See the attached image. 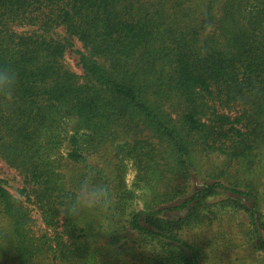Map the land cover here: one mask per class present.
Wrapping results in <instances>:
<instances>
[{
	"label": "trees",
	"instance_id": "trees-1",
	"mask_svg": "<svg viewBox=\"0 0 264 264\" xmlns=\"http://www.w3.org/2000/svg\"><path fill=\"white\" fill-rule=\"evenodd\" d=\"M0 67L15 77L0 90V158L23 179L19 197L0 179L17 236L0 264L93 252L91 225L62 215L57 195L90 157L117 185L133 162L148 201L127 210L136 195L118 185L129 224L113 234L149 264H203L178 228L233 211L249 213L264 248L256 191L214 176L219 160L253 171L264 160V0H0Z\"/></svg>",
	"mask_w": 264,
	"mask_h": 264
},
{
	"label": "clouds",
	"instance_id": "clouds-1",
	"mask_svg": "<svg viewBox=\"0 0 264 264\" xmlns=\"http://www.w3.org/2000/svg\"><path fill=\"white\" fill-rule=\"evenodd\" d=\"M14 81V73L8 68L0 67V90L10 92ZM100 167L97 160L90 157L78 165L69 177L58 181L60 187L57 195L61 214L67 213L82 227L91 225L93 240L115 231L124 232L129 224L123 190L114 180L102 175ZM256 193L264 204V182L257 184ZM178 234L182 242L191 241L199 234H207L213 240L212 246L207 249L208 259H213L214 264H264V248L255 246L257 237H245L243 240L232 238L229 241L231 258L224 260L216 257L215 245L219 242L214 233L205 230L194 220L182 224L178 228ZM16 243L15 218L5 213L0 217V247L7 248ZM93 253L96 254L93 251L86 259L75 261V264H91Z\"/></svg>",
	"mask_w": 264,
	"mask_h": 264
},
{
	"label": "rangeland",
	"instance_id": "rangeland-1",
	"mask_svg": "<svg viewBox=\"0 0 264 264\" xmlns=\"http://www.w3.org/2000/svg\"><path fill=\"white\" fill-rule=\"evenodd\" d=\"M67 63H69L73 70L78 71L79 68L76 67L77 60L74 58L67 57ZM121 163L120 157H116L113 161V164ZM264 162V160H262ZM218 166L222 169H218L214 172L215 177L225 178L227 174L232 178L231 180L235 183L238 181L242 189H254L258 183L264 182V163L257 165L253 171L245 168L243 165L236 164H225L223 161H217ZM126 168H123L125 172L124 180L119 181L118 185L124 184L123 188L127 192H133L136 197L132 199L133 207L127 210H141L143 206L148 201L147 197L142 195V191L138 190V187L135 184L137 178V170L133 165V162L130 160L125 161ZM207 170V169H205ZM204 170V172H205ZM0 179L5 182V185L14 196L19 197V189L23 186V179L19 172L9 166L2 158H0ZM204 177H200L197 180L199 183H202ZM220 180V179H217ZM231 182V181H230ZM196 186V185H195ZM139 195H142L139 197ZM231 195L226 191H222V194L219 198L223 199ZM249 204V203H248ZM250 207V204H249ZM264 209V204L261 203V210ZM130 211H127V215ZM264 213V210H262ZM263 218L260 221L258 220V225L260 227V233L264 239V214ZM38 224L42 226V222L38 220ZM205 230L214 233L215 238L218 240L216 247V257L223 258L224 260H230L232 255L231 246H229V241L232 238H237L240 240L245 239V237H256V233L253 230V227L250 222L249 213L245 211L238 212H227L219 220L215 221L211 225L202 226ZM114 233V232H113ZM111 233L106 236H100L99 239L93 240V229L91 226L89 236L86 241L89 240L90 248L92 251L96 252V259L93 261L94 264H149L148 252L143 251L137 245H134V241L128 240L120 242L123 238L121 235H114L116 233ZM118 233V231H117ZM113 235V237L111 236ZM137 240V238H136ZM192 242L198 244L203 251V264H214L213 259H208L207 249L212 246L213 240L207 234H199L194 236L191 240ZM95 245V247H93ZM256 247H261L260 243L255 241ZM138 248V249H137ZM48 264H57L52 261Z\"/></svg>",
	"mask_w": 264,
	"mask_h": 264
}]
</instances>
